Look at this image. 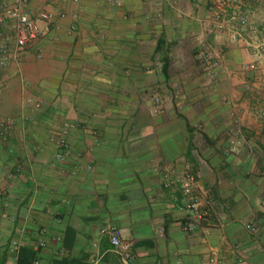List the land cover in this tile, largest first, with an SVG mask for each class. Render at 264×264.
<instances>
[{
  "label": "crops",
  "instance_id": "obj_1",
  "mask_svg": "<svg viewBox=\"0 0 264 264\" xmlns=\"http://www.w3.org/2000/svg\"><path fill=\"white\" fill-rule=\"evenodd\" d=\"M55 3L43 58L0 72V264H117L108 223L134 240L132 264H264V94L239 73L242 41L220 47L211 0ZM231 3L261 37L264 0ZM199 41L222 54L213 79ZM183 173L207 213L191 234Z\"/></svg>",
  "mask_w": 264,
  "mask_h": 264
},
{
  "label": "built area",
  "instance_id": "obj_2",
  "mask_svg": "<svg viewBox=\"0 0 264 264\" xmlns=\"http://www.w3.org/2000/svg\"><path fill=\"white\" fill-rule=\"evenodd\" d=\"M77 3L79 0H71ZM111 1V0H107ZM252 2L254 0H246ZM256 1V0H255ZM115 3H117L115 1ZM55 0H43V6L36 8L31 0H0V72L10 64H17L27 51H32L36 59H42L44 54L39 48H35L39 40L44 37L57 19L65 17V13L55 11ZM232 9L231 0H211V31L226 34L228 42L234 44L242 38L241 30L255 33L249 17L245 13H236ZM256 52L264 53V35L260 42L253 46ZM195 60L203 67L206 75L213 79L221 67L222 54L216 51L206 41H199L195 52ZM257 62H249L242 65L244 73H254L258 69ZM163 101L157 97L151 110L153 115L162 111ZM7 127V126H6ZM6 127L3 130H7ZM73 128L72 125H63L60 134L52 139L62 153L57 155V160L62 161L68 152L65 136ZM0 140L4 136L0 134ZM184 195V211L186 216L181 223V229L187 233H195L201 228V223L206 220L207 213L200 197L196 193L195 177L189 173H183L178 179ZM244 229L254 234L257 230L253 222L244 223ZM99 235L107 236L113 253L117 257V264H132L134 254V240L122 237L120 229L111 223L101 227ZM17 243H12L11 252L16 254ZM234 253L239 255V249L233 248ZM241 260V258H240ZM239 260V261H240ZM211 264L220 263L216 258L209 259ZM38 264V262H34Z\"/></svg>",
  "mask_w": 264,
  "mask_h": 264
},
{
  "label": "rangeland",
  "instance_id": "obj_3",
  "mask_svg": "<svg viewBox=\"0 0 264 264\" xmlns=\"http://www.w3.org/2000/svg\"><path fill=\"white\" fill-rule=\"evenodd\" d=\"M256 1L254 0L252 2H256ZM258 5H260V4H258ZM258 7L260 8V10H262V9L264 10L263 5H260ZM253 35H252V33L248 32V40L246 39V41H244L245 37L243 39V35H242V38L239 39V41H237L234 44H230L228 42L226 34L218 33L217 37L221 43L220 47H225L226 49H229V48H232L235 46H239V44H240L239 42L242 41L243 45L240 44V48L241 49L246 48L248 51V62H246L242 65L248 64L249 62H257L259 67L256 70V72L251 74V73L242 72L241 71L242 65H241L239 68V73L242 74L241 77H243V78L248 77V79H252L251 81H252L253 85L255 84V86H253L252 83H249V85H250L249 87H252L254 89L253 92H259V93L264 94V53L262 55V54L256 52V50H254V48H253L254 45H256L260 42V39L264 35V32L261 34V37H259V35H257V34H255V36L252 37ZM242 46H245V47H242ZM248 90H249V88H248Z\"/></svg>",
  "mask_w": 264,
  "mask_h": 264
}]
</instances>
